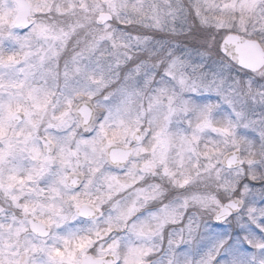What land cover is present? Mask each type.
<instances>
[{"label":"clouds","instance_id":"obj_1","mask_svg":"<svg viewBox=\"0 0 264 264\" xmlns=\"http://www.w3.org/2000/svg\"><path fill=\"white\" fill-rule=\"evenodd\" d=\"M0 264H264V0H0Z\"/></svg>","mask_w":264,"mask_h":264}]
</instances>
